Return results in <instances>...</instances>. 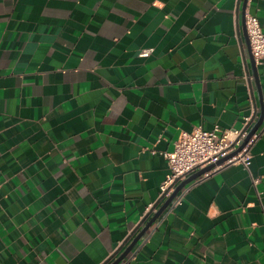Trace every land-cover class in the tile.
<instances>
[{
  "label": "crops",
  "instance_id": "crops-1",
  "mask_svg": "<svg viewBox=\"0 0 264 264\" xmlns=\"http://www.w3.org/2000/svg\"><path fill=\"white\" fill-rule=\"evenodd\" d=\"M247 13L263 21L264 0H0V264L110 263L182 131L256 121ZM249 150L184 186L120 264H264V116Z\"/></svg>",
  "mask_w": 264,
  "mask_h": 264
},
{
  "label": "built area",
  "instance_id": "built-area-1",
  "mask_svg": "<svg viewBox=\"0 0 264 264\" xmlns=\"http://www.w3.org/2000/svg\"><path fill=\"white\" fill-rule=\"evenodd\" d=\"M245 30L255 62L264 61V19L260 21L255 15L247 13ZM151 51V48H143L138 55L146 57ZM249 121L250 118H246L245 125L240 129H222L215 125L210 130L194 127L189 131H182L174 142L172 150L163 153L167 159L168 172L160 184V195H168L178 181L194 170L214 163L236 150L248 134ZM255 137L256 133L247 140L239 152L214 169L234 162H240L248 167L251 158L249 146ZM253 182H257V179Z\"/></svg>",
  "mask_w": 264,
  "mask_h": 264
},
{
  "label": "water",
  "instance_id": "water-1",
  "mask_svg": "<svg viewBox=\"0 0 264 264\" xmlns=\"http://www.w3.org/2000/svg\"><path fill=\"white\" fill-rule=\"evenodd\" d=\"M245 31L246 30L244 28V33H245ZM247 41L248 40H246V44L248 45ZM249 49H250V46H249ZM249 57L251 60L252 71L254 73V77L256 78V70H255L254 65H253L254 58H253L251 52L249 54ZM263 116H264V106L262 104H260V113H259L256 121L252 124V121L254 118L253 117L249 121V123L247 124V126H250V127L248 129V134H247L246 138L244 139L242 145H240L236 150L230 152L226 156L219 158L216 162L207 164V165L193 171L192 173L188 174L186 177H184L183 179H181L180 181H178L175 184L172 191L168 195H166V196L161 195L159 200L150 209V212H152L153 210H154V212L149 217V219L144 223V225L141 226V224L144 222L143 220L150 214V212L147 215H145L144 219H142V221L136 226L135 230L138 229V227H140V229L138 230L137 234L134 236L132 241L123 249V251L113 261H111L108 264H120L123 260L126 259L128 254L131 252L132 248L135 246V244L140 240V238L143 236V234L150 228V226L154 223V221L164 212V210L170 206V204L173 202V200L177 197V194L181 191L182 188H184V186H186L187 184L191 183L192 181H195L196 179L200 178L202 175L211 172L215 166L223 163L226 159L230 158L231 156H233L237 152H239L240 149L242 148V146L247 142V140L254 133H256L257 129L259 128L260 124L262 123ZM162 199H163V202L157 208L156 206H157L158 202Z\"/></svg>",
  "mask_w": 264,
  "mask_h": 264
}]
</instances>
